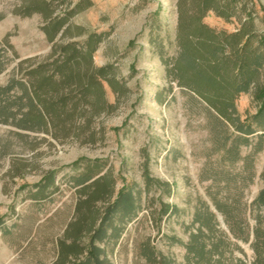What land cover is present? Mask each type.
I'll use <instances>...</instances> for the list:
<instances>
[{"label": "rangeland", "instance_id": "1", "mask_svg": "<svg viewBox=\"0 0 264 264\" xmlns=\"http://www.w3.org/2000/svg\"><path fill=\"white\" fill-rule=\"evenodd\" d=\"M41 1L52 2L53 18H65L81 5L68 23L73 37L61 32L51 42L45 14L21 15L34 8L46 13ZM248 4L254 7L256 30L264 32V0ZM198 7L199 0H184L186 23L194 31ZM219 10L233 15L226 19L210 11L203 18L216 32L214 45L224 40L221 32L232 34L240 28V5ZM179 15V0H0V90L13 78L27 81L25 69L49 60L55 45L81 42L88 33L105 35L93 68L110 66L119 82L118 93L104 82L103 99L96 89L84 99L78 97L75 114L61 119L57 129L49 124L32 131L19 125L21 115H12L16 109L6 105L21 90L0 97V264L58 260L61 243L76 223L79 193L72 178L95 161L105 168L99 176L112 170L116 192L123 187L141 191L139 217L117 245L106 248L113 264H150L142 256L147 241L168 264H195L187 246L198 233L195 214H206L208 207L217 216L219 231L214 236L204 229L198 243L223 241L219 249L225 260L253 264L252 238L246 243L232 229L239 234L244 222L256 224L258 211L246 205L264 188V143L257 150L258 136L264 133L248 136V145L236 148L235 142L245 136L175 80L173 70L181 54ZM79 29L86 33L79 36ZM205 53L209 58V51ZM80 67L83 72L88 68ZM236 108L235 118L243 123L257 112L250 94H241ZM146 163L150 178L171 185V195L156 185L145 193ZM50 174L57 191L47 199H34L35 186ZM216 202L228 204V220ZM162 203L179 212L162 216Z\"/></svg>", "mask_w": 264, "mask_h": 264}, {"label": "trees", "instance_id": "2", "mask_svg": "<svg viewBox=\"0 0 264 264\" xmlns=\"http://www.w3.org/2000/svg\"><path fill=\"white\" fill-rule=\"evenodd\" d=\"M251 0H199V7L195 12V20L198 25L196 31L186 23L183 12L184 0H179V31L177 41L181 48V54L174 68L175 80L181 87L195 92L206 101L224 120L231 124L245 138L235 142L248 145V136L258 131L264 133V32H258L254 26L253 8L249 9ZM46 7V13L38 8L28 10L21 15L31 16L35 13L45 14L48 27L45 28L51 42L63 32V36H70V18L81 9H76L67 14L65 18H53L52 2L41 1ZM221 5V6H220ZM236 5L241 6V15L238 16L240 28L237 32L227 34L221 32L224 38L220 44L214 45L216 32L203 23L205 15L214 11L218 16L229 19L233 14L220 12L224 7L227 11L233 10ZM244 19V20H243ZM79 29V36L85 34ZM104 34L88 33L81 42H70L65 45H55L53 56L35 67L25 69V79L22 81L13 78L10 83L2 88L0 97L9 95L15 89L21 90L11 104L6 107H14L16 112L12 115H21L20 126L28 130H42L52 124L57 129V123L61 119L73 116L78 106V97L87 96L92 90H97L102 99L104 97L103 84L108 83L118 93L115 77L109 72L110 66L93 68V58L100 44L104 40ZM209 51L207 57L205 51ZM88 66L85 72L81 65ZM78 67V69H77ZM80 67V68H79ZM211 91L216 95L212 97ZM241 94H250L256 104L257 112L248 118L246 123L239 120L236 101ZM211 95V96H210ZM10 100L2 103H8ZM58 138V134H55ZM257 150L263 149L264 134L258 136ZM148 163L144 171L146 189L148 194L153 185L165 190L171 195L169 183L153 180L149 176ZM105 171L99 161L87 164L82 174L72 178L74 187L79 193L76 208V223L69 239L62 241L59 258L54 264H113L106 248L111 244L117 245L128 225L135 221L142 209L141 191L135 187H123L116 192V180L112 170L99 176ZM99 176L98 178H96ZM96 178V179H95ZM254 176L251 178L253 181ZM264 181V172L261 174ZM37 192L33 196L36 200L47 199L56 191L54 176L49 175L42 183L37 184ZM101 206L97 207V203ZM217 210L228 220V204L216 202ZM252 212L258 211L255 216L256 224L246 221L241 224L239 234L232 229L235 236L248 243L252 238L251 247L254 250L253 264H264V188L256 199L248 206ZM162 216L177 214L176 206L166 203L161 204ZM194 224H199L198 233L192 236L187 246L189 255L193 256L195 264H232L225 260V252L219 249V243L213 239L210 244H200L198 240L205 236L204 229L210 235L219 231L217 216L206 210V214H195ZM2 226V220H0ZM142 256L150 264H168L166 258L156 253L151 242L142 245ZM245 254V252H242ZM237 264H244L237 260Z\"/></svg>", "mask_w": 264, "mask_h": 264}]
</instances>
